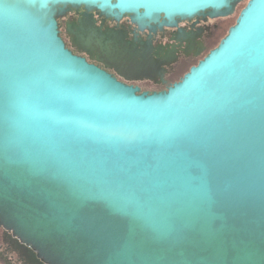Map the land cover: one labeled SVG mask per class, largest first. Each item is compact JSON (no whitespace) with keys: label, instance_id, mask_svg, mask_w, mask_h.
I'll use <instances>...</instances> for the list:
<instances>
[{"label":"water","instance_id":"obj_1","mask_svg":"<svg viewBox=\"0 0 264 264\" xmlns=\"http://www.w3.org/2000/svg\"><path fill=\"white\" fill-rule=\"evenodd\" d=\"M244 0H6L0 10V226L45 264H236L264 259V0L168 91L140 93L74 55L67 8L139 20L232 15ZM78 42L122 53L81 20ZM86 121L92 128L80 129ZM146 130L135 144L105 130ZM174 130L170 136L164 134ZM57 194L54 204L40 198ZM111 225L94 251L64 235L72 210Z\"/></svg>","mask_w":264,"mask_h":264},{"label":"flooded vegetation","instance_id":"obj_2","mask_svg":"<svg viewBox=\"0 0 264 264\" xmlns=\"http://www.w3.org/2000/svg\"><path fill=\"white\" fill-rule=\"evenodd\" d=\"M239 5L228 16H213L211 10H206L191 17L172 19L161 14L158 20H139L129 12L114 11L113 15H107L96 8L69 7L66 15L58 19V30L74 55L117 81L138 88L140 93L151 94L168 91L219 46L237 23L242 11L238 12ZM235 14L238 15L231 25ZM86 19L95 31L116 37L120 56L109 57L100 50H87L78 42L81 20ZM0 256L5 258L0 259V264H45L31 246L3 226H0Z\"/></svg>","mask_w":264,"mask_h":264},{"label":"snow or ice","instance_id":"obj_3","mask_svg":"<svg viewBox=\"0 0 264 264\" xmlns=\"http://www.w3.org/2000/svg\"><path fill=\"white\" fill-rule=\"evenodd\" d=\"M41 6H46L47 0H40ZM12 8V5L6 0H0V10L7 13ZM80 129L87 130L92 128V125L86 121L76 122ZM174 130H169L164 135L170 136ZM103 135L108 139H119L128 144H135L141 141L144 137L149 135L146 130H123L112 131L105 130ZM6 179V172L0 168V196L3 195L4 180ZM57 194L48 193L40 198V205H51L55 203ZM111 233V225L103 218L90 215L86 206H79L72 210L70 218L65 220L64 235L67 243L75 250L83 252L94 251L98 244L105 240ZM236 264H254L253 254L243 247L235 249ZM264 264V259L261 260Z\"/></svg>","mask_w":264,"mask_h":264},{"label":"rangeland","instance_id":"obj_4","mask_svg":"<svg viewBox=\"0 0 264 264\" xmlns=\"http://www.w3.org/2000/svg\"><path fill=\"white\" fill-rule=\"evenodd\" d=\"M248 1H249V0H244V1L239 5L238 12H240V11L246 6V4H247ZM237 15H238V14H235L234 17L231 19V25L235 23V19H236ZM0 257H1L0 259L4 261L5 258L2 257V256H0Z\"/></svg>","mask_w":264,"mask_h":264}]
</instances>
